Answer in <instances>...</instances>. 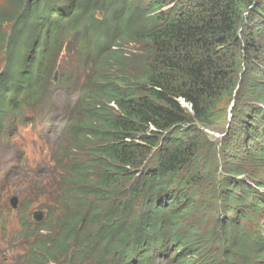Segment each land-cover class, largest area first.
Listing matches in <instances>:
<instances>
[{"label": "trees", "instance_id": "1", "mask_svg": "<svg viewBox=\"0 0 264 264\" xmlns=\"http://www.w3.org/2000/svg\"><path fill=\"white\" fill-rule=\"evenodd\" d=\"M56 70L78 100L15 264H264V0H0L1 144Z\"/></svg>", "mask_w": 264, "mask_h": 264}, {"label": "rangeland", "instance_id": "2", "mask_svg": "<svg viewBox=\"0 0 264 264\" xmlns=\"http://www.w3.org/2000/svg\"><path fill=\"white\" fill-rule=\"evenodd\" d=\"M67 70L70 68H66ZM84 70V69H83ZM89 80V79H86ZM55 94L53 99L48 102L44 110L45 112L37 114V125L35 129L19 127L18 131L21 134L14 136L12 139L14 141L15 149H10V146L0 144V223L3 226L8 227L9 223L11 225L10 232L7 235V241L4 240L3 229L0 224V264H15V260L18 256H24L23 247L21 246L22 242H17L11 248H9V241H12L15 236H18L20 232V226L16 228V221L19 219L25 221H32L33 214L36 211H42L44 216L47 217V211L45 208H40L37 204L44 205L46 201L44 198H41V193H43L46 188L50 187L49 179L47 176H51V174L47 176H41V179L34 180L31 184L27 181L23 176L21 177H13L10 176L8 179L6 177L7 170L10 166L13 165L10 162L13 159V156L17 150L25 151L29 154L34 163L39 161H48L50 155V148L52 147L54 152V158L56 157L55 152L59 148H61L64 144V138L66 135V127L67 123H69V119L67 123H63L65 117V110H71L76 102V92L72 91L71 88L63 86L60 89L55 90ZM231 108V106H230ZM223 108L222 112H220L216 118V124L213 127L212 135L216 140L223 139V133L227 127L230 118L231 109ZM63 125H65L63 127ZM38 127L43 128V131L40 134L35 133ZM40 137H44L42 140ZM15 150V152H14ZM53 158V163L55 162ZM38 176V175H36ZM11 182V183H10ZM54 186V185H53ZM51 186V187H53ZM50 187V188H51ZM27 194L26 204L22 206V211L19 210L18 213L9 211V206L5 207V201L10 200L14 195L19 196L20 194ZM38 201V203H34L33 207H29L33 202ZM8 204V201H7ZM53 209V205L49 202L47 203ZM29 222V221H28ZM16 228V229H15ZM47 234V233H45ZM55 264H70L69 262H59Z\"/></svg>", "mask_w": 264, "mask_h": 264}, {"label": "water", "instance_id": "3", "mask_svg": "<svg viewBox=\"0 0 264 264\" xmlns=\"http://www.w3.org/2000/svg\"><path fill=\"white\" fill-rule=\"evenodd\" d=\"M12 205L15 209L17 208V205H18V199L17 198H14L12 200ZM34 217H35V220L38 222H41L43 220V214L41 212L35 213Z\"/></svg>", "mask_w": 264, "mask_h": 264}]
</instances>
